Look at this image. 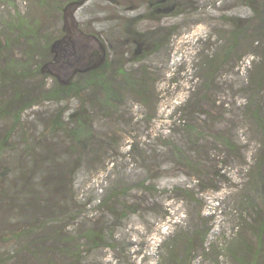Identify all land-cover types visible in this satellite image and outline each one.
<instances>
[{"label":"rangeland","instance_id":"obj_1","mask_svg":"<svg viewBox=\"0 0 264 264\" xmlns=\"http://www.w3.org/2000/svg\"><path fill=\"white\" fill-rule=\"evenodd\" d=\"M156 1L163 6L151 15ZM247 3L73 0L50 11L38 0H0V65L22 59L26 49L10 27L37 20L55 40L49 71L67 77L74 66L91 57L101 64L109 54V77L119 92L113 106L89 103L91 140L79 145L49 125L57 108L79 107L76 99L33 106L19 125L0 120V139L16 127L6 143L14 148L0 155V264H171L162 241L195 230L206 236L203 246L193 245L192 264H238L228 249L238 239L253 247V210L264 207V184L260 191L254 182L259 158L264 180V90L255 96L263 127L246 106L248 78L264 61V47L252 38L239 41L207 86L201 59L227 37L231 16L252 17ZM256 25L246 37H257ZM73 53L81 55L64 66ZM116 67L137 85L146 83L147 103ZM41 82L34 76L22 81L33 88ZM12 85L0 82V101ZM25 139L33 156L45 154L49 168L38 178L35 157L20 154ZM89 229L98 234L96 244L82 238ZM259 242L264 263V235ZM175 252L182 256L181 243Z\"/></svg>","mask_w":264,"mask_h":264},{"label":"trees","instance_id":"obj_2","mask_svg":"<svg viewBox=\"0 0 264 264\" xmlns=\"http://www.w3.org/2000/svg\"><path fill=\"white\" fill-rule=\"evenodd\" d=\"M72 1L38 0V3L40 6H44L46 10L49 9L51 11L52 9H58V7H65ZM256 1H258V3L255 4L254 2ZM162 6V2L156 1L151 5L150 14H154L153 11L158 12ZM246 6L248 7V11L252 14V17L238 15L231 16L229 21L232 23L229 22L230 30L227 32V37L221 38L222 44L217 50L212 51V54L209 55L208 58L201 59V81H203L202 83L205 86L212 81L213 76L222 64H225L227 60L230 59L231 55L236 51L239 41L252 38L251 42L255 43L259 47H264V37L261 38L260 36L264 34V0H250V3H247ZM145 18L147 19L148 17ZM255 23L257 24L256 27L251 30L253 34H258L257 37H246L248 27H252ZM21 24H23V26L18 27ZM38 24L39 21L37 20H34V22H31L30 24L27 23L26 25H24V22L21 21L17 27H10L12 29H17L20 32V37L25 40L26 49L23 53L22 59L9 60L8 62L0 65L1 84L6 81L13 83L10 96H4V99L0 101V120L10 119L13 121V124L19 125L22 114L33 106H36L44 101L61 104L67 103L70 99H76L78 100L79 107L76 109H64L63 107L57 108L56 114L49 120V125L53 132L61 133L64 138H68L71 143L74 142L76 145L85 141H90L92 122L90 113H92V107L89 103L95 105L97 102H101L104 105L113 106L112 102L119 100L117 87L114 86V81H112L109 77V73L112 68V61L109 54L105 55V59L101 64L97 65L94 57H91L85 65L80 67L74 66L72 68L73 70L67 77H62L59 74L53 73L47 69V55L51 48L55 45V40L53 41V38H51L50 41L48 33L46 34V32H42L41 28L37 27ZM8 42L9 40H6L3 45H7ZM137 51L138 48L135 47L134 53ZM80 55L78 53H73L68 60L63 59L62 62L64 66L70 63L73 64V60L79 58ZM135 55L133 58L136 59ZM139 60L141 59H136V61ZM114 69L118 70V75H123L125 77L124 79L127 80L128 85H130V87L140 97L142 102L147 103L146 83L137 85L135 81H131L129 79V75L123 69L120 67H116ZM253 71L248 78L249 81L247 86L249 89L246 93V106H249L250 108L253 106L250 114L255 117V121L258 125L263 127V123L258 114L257 105L259 103L255 96L264 90V61L262 60L260 65L255 66ZM7 74H9V76H7ZM32 76L42 79L40 85H36L35 88H33L32 83H29L30 85L22 83L24 79H28ZM21 78L24 79L20 80ZM100 91L104 94L101 101H99L100 97L98 94ZM183 121L185 122V119H183ZM187 127L188 125L185 124L186 130L191 131L192 133L195 132V128L193 126H189V128ZM15 129L16 127H12L11 125V129L8 130L9 137L0 139V155L4 153L6 149L14 148V146L11 145V142L9 145H6V143L10 141V136L13 135L12 133ZM221 141L228 143V141L226 142V138H222ZM23 143L22 153L20 154L24 153L25 157L29 156V158L35 157L34 164L36 165L37 172H35L34 175L35 178H38L40 176V170H42V168L43 170L44 168L47 169L48 166L43 158L45 157V154H41V156H33V149L31 145H29L26 139ZM175 151L178 150L175 149ZM46 156H49V154ZM50 160L52 159H49L47 163H50ZM18 161L23 162L21 158H19ZM261 162L260 158L256 161L257 166L254 173V182L257 183L255 188H260V191H262L261 187H263L264 184V180H262L261 177L262 171L260 170V167L262 166ZM20 167L23 169L24 165L21 163ZM25 167L27 166L25 165ZM116 191L117 189H114V192ZM102 203H104V200H102ZM253 211L255 217L252 215V218L255 223L252 224L249 229L250 233L256 239L255 244L252 248H249V246L245 244L242 239H238L237 242L233 243L234 245L228 249L229 255H232L233 253L236 254L234 258L238 264L263 263V247L259 240L260 236L264 235V207L261 209L255 207V210ZM82 236V238H86L96 244L95 239L98 238L96 230L89 229L88 231H85ZM205 236L206 232L195 230L192 236L178 235L176 237L178 241L176 242L174 239L162 241V244L165 246L167 251L166 257L172 261L171 264H192L190 257L193 251V245L195 242L199 241L200 245L203 246V239ZM62 239L57 241H61ZM100 240L102 239L100 238ZM176 243H181L183 245V253L180 257L175 252ZM243 246L246 249H244ZM239 248H243L248 256L240 253L238 250ZM74 256H77V254L74 253ZM9 260L10 259L4 261L3 264H6ZM160 264H162V261Z\"/></svg>","mask_w":264,"mask_h":264}]
</instances>
